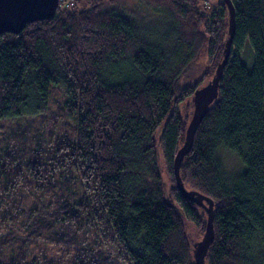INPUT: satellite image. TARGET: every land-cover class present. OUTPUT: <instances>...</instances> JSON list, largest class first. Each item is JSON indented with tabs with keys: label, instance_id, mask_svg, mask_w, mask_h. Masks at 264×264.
I'll list each match as a JSON object with an SVG mask.
<instances>
[{
	"label": "trees",
	"instance_id": "1",
	"mask_svg": "<svg viewBox=\"0 0 264 264\" xmlns=\"http://www.w3.org/2000/svg\"><path fill=\"white\" fill-rule=\"evenodd\" d=\"M120 2L60 0L53 18L0 35V264H195L187 228L203 239L207 204L180 193L174 161L223 57L228 6ZM231 2L229 60L179 173L214 202L206 264H264V0Z\"/></svg>",
	"mask_w": 264,
	"mask_h": 264
},
{
	"label": "water",
	"instance_id": "2",
	"mask_svg": "<svg viewBox=\"0 0 264 264\" xmlns=\"http://www.w3.org/2000/svg\"><path fill=\"white\" fill-rule=\"evenodd\" d=\"M60 0H0V35L5 33L19 34L28 24L39 20L51 19L54 17ZM229 10V31L223 57L217 66L216 72L212 80L205 86L199 88L194 94V109L191 120L186 129V137L183 146L178 150L174 161V174L176 178L177 188L180 193L188 200L205 202L207 213L206 232L202 240L194 245V260L195 264H206L205 258L209 247L213 242V215L214 202L196 192L187 191L180 177V164L182 159L189 153L194 134L197 127L202 122L209 107L213 104L218 96L220 78L224 67L228 63L232 39L234 36V9L231 0H224Z\"/></svg>",
	"mask_w": 264,
	"mask_h": 264
},
{
	"label": "rangeland",
	"instance_id": "3",
	"mask_svg": "<svg viewBox=\"0 0 264 264\" xmlns=\"http://www.w3.org/2000/svg\"><path fill=\"white\" fill-rule=\"evenodd\" d=\"M63 3L66 6H72L73 3H74V0H63ZM134 3L139 4V8H144V6H142L140 3H138V0H121L120 5H124L125 4V6H130V5H133ZM140 10H141V12L143 13L144 16L149 15V12L146 11L145 9H140ZM249 47L251 48L250 45H249ZM249 47H248V44L245 45V47L243 48L242 52H240L241 53L240 57L242 58L243 63L245 64V66L249 70H252L253 69V52H252V49H250ZM206 62H207V60H206L205 53H200L196 57V60H195L194 64L191 67V70H190V73H189V77L187 78V83L195 84L199 80L201 74L203 73V71H204V69L206 67ZM204 83H206V81ZM189 100L192 101V98L189 99ZM20 123H23V120H21ZM1 126H3L4 128H7V124L5 122L2 123V125H0V127ZM65 133H67L66 130H52L50 136H52V139H55L58 142V140L63 135H65ZM57 142H54V145H56ZM223 160H224V166L230 172L234 171V169L237 168V165H236L237 163H236L235 159L233 158V156H231L230 154H223ZM26 165L27 164L25 163V161L16 160L14 162V164H13V168L15 170H24ZM100 223L101 222H98V224H97L99 228H101ZM187 229H188V235H190V240L192 241L193 247H194L195 246L194 244L196 242L200 241V237L198 236L197 232L193 229L192 226H188ZM95 230H96L95 228H92V230H90V234L89 235L92 236L91 239L94 237V235L97 234V232ZM40 243L42 244V246L44 248H47L48 250H50L48 252V254L50 255V253H52V251L50 249L52 247L51 246L52 244H50L49 241L40 242ZM108 249L114 255L119 254V251L116 250L117 246L113 242H109Z\"/></svg>",
	"mask_w": 264,
	"mask_h": 264
}]
</instances>
